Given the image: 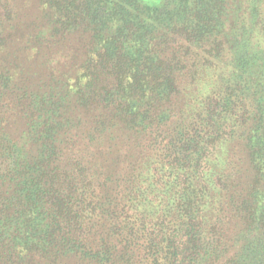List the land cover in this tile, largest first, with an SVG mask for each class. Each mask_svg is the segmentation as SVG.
Wrapping results in <instances>:
<instances>
[{
    "label": "trees",
    "instance_id": "trees-1",
    "mask_svg": "<svg viewBox=\"0 0 264 264\" xmlns=\"http://www.w3.org/2000/svg\"><path fill=\"white\" fill-rule=\"evenodd\" d=\"M3 1L0 264H264V0Z\"/></svg>",
    "mask_w": 264,
    "mask_h": 264
},
{
    "label": "rangeland",
    "instance_id": "rangeland-1",
    "mask_svg": "<svg viewBox=\"0 0 264 264\" xmlns=\"http://www.w3.org/2000/svg\"><path fill=\"white\" fill-rule=\"evenodd\" d=\"M11 1V0H10ZM148 4H156L159 0H144ZM12 5L17 9L21 10V15H24V20H21L23 25H31L33 20H36V16L39 15L40 11L38 10L39 2L38 0H15L11 1ZM9 8V3L3 1L0 2V17L7 14ZM13 45L16 46V42H13ZM57 57V56H56Z\"/></svg>",
    "mask_w": 264,
    "mask_h": 264
}]
</instances>
